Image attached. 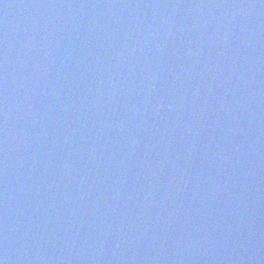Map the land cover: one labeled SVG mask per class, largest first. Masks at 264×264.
Segmentation results:
<instances>
[{"label": "water", "instance_id": "1", "mask_svg": "<svg viewBox=\"0 0 264 264\" xmlns=\"http://www.w3.org/2000/svg\"><path fill=\"white\" fill-rule=\"evenodd\" d=\"M2 264H264V0H0Z\"/></svg>", "mask_w": 264, "mask_h": 264}, {"label": "snow or ice", "instance_id": "2", "mask_svg": "<svg viewBox=\"0 0 264 264\" xmlns=\"http://www.w3.org/2000/svg\"><path fill=\"white\" fill-rule=\"evenodd\" d=\"M0 264H2V262H0Z\"/></svg>", "mask_w": 264, "mask_h": 264}]
</instances>
